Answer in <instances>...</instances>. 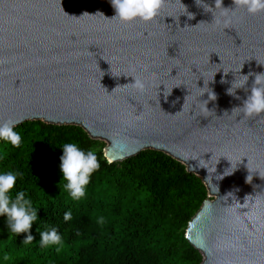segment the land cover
Returning a JSON list of instances; mask_svg holds the SVG:
<instances>
[{"label":"water","instance_id":"1","mask_svg":"<svg viewBox=\"0 0 264 264\" xmlns=\"http://www.w3.org/2000/svg\"><path fill=\"white\" fill-rule=\"evenodd\" d=\"M113 15L109 0H0V123L79 126L111 163L163 152L207 188L186 229L201 264H264V114L226 92L264 72V13L165 0L148 23Z\"/></svg>","mask_w":264,"mask_h":264},{"label":"trees","instance_id":"2","mask_svg":"<svg viewBox=\"0 0 264 264\" xmlns=\"http://www.w3.org/2000/svg\"><path fill=\"white\" fill-rule=\"evenodd\" d=\"M15 130L22 142L13 147L0 141V171L23 173L13 192L26 193L39 219L31 229L34 240L25 245L26 234H10L0 217V264H201L186 229L208 192L183 164L155 150L108 163L106 144L79 126L27 121ZM66 142L94 151L100 164L79 201L63 189ZM67 212L71 219L65 221ZM53 227L61 244L41 248L39 232Z\"/></svg>","mask_w":264,"mask_h":264},{"label":"clouds","instance_id":"3","mask_svg":"<svg viewBox=\"0 0 264 264\" xmlns=\"http://www.w3.org/2000/svg\"><path fill=\"white\" fill-rule=\"evenodd\" d=\"M109 3L114 9L111 20L122 24L135 21L148 23L159 15L165 0H109ZM195 4L202 7L205 12H211L213 17L217 8H223L232 14L238 10H244L252 16L264 13V0H233L234 8H225L223 0H214V7L206 3L205 0H195ZM189 14H191L188 15L189 19H192L193 14ZM241 69L239 70L240 79L238 80L233 74L234 79L226 92L229 96L240 99L237 90L243 89L246 98L243 99L242 105L234 107L232 112L238 110L247 117L264 114V72L241 74ZM229 72L232 73V71ZM229 72L224 73L228 74ZM250 77H254V79L249 87ZM134 81L135 86L142 84L140 81ZM225 82L224 79L221 80V83ZM211 96L214 98L213 100L216 99V95L212 91ZM17 123L12 119L0 123V141L13 147L20 146L22 137L15 130ZM61 149L63 154L60 157V171L64 182L63 189L71 200L79 201L86 196L91 177L100 168L98 157L94 151L82 149L77 142H66ZM22 176L23 173L15 170L0 171V217L4 218L5 226L10 234L17 236L22 233L26 234L23 244L27 245L34 240L31 229L39 218L38 210L34 207L32 200L26 198V193L22 190L13 192L17 179ZM70 219L71 212L65 213L64 220ZM98 222L103 223V218L101 217ZM39 236L41 248L58 246L62 242V237L55 227L39 232ZM56 250L59 251V247Z\"/></svg>","mask_w":264,"mask_h":264}]
</instances>
